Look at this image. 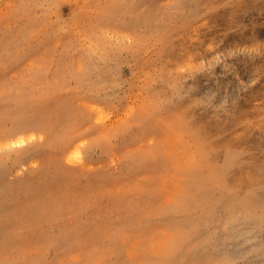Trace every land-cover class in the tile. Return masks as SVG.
<instances>
[{
    "label": "rangeland",
    "instance_id": "obj_1",
    "mask_svg": "<svg viewBox=\"0 0 264 264\" xmlns=\"http://www.w3.org/2000/svg\"><path fill=\"white\" fill-rule=\"evenodd\" d=\"M0 264H264V0H0Z\"/></svg>",
    "mask_w": 264,
    "mask_h": 264
}]
</instances>
